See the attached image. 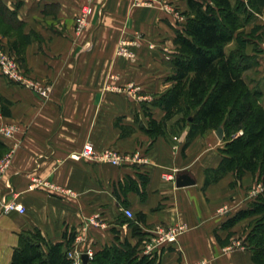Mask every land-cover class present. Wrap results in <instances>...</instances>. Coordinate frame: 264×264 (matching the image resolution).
<instances>
[{
  "label": "crops",
  "instance_id": "1",
  "mask_svg": "<svg viewBox=\"0 0 264 264\" xmlns=\"http://www.w3.org/2000/svg\"><path fill=\"white\" fill-rule=\"evenodd\" d=\"M85 2L0 0V44L51 88L44 98L0 71L2 158L12 153L0 210L3 201L25 210L0 211V264L16 254L24 264H50L44 260L56 246L68 262L69 252L81 259L90 252L87 264L129 249L142 264H257L249 237L262 216L237 219L260 193L257 178L247 172L237 180L231 171L208 183L225 156V134L189 140V126L178 131L179 117L167 119L158 103L167 92L159 82L175 71L165 52L177 46L189 0H92L96 12L78 32ZM122 41L131 57L117 55ZM252 51L244 78L255 75L264 108V53ZM8 126L19 129L13 139L3 134ZM87 143L97 153L115 151L120 165L73 159ZM182 174L195 185L178 188ZM170 228L182 229L178 241L158 246Z\"/></svg>",
  "mask_w": 264,
  "mask_h": 264
},
{
  "label": "trees",
  "instance_id": "2",
  "mask_svg": "<svg viewBox=\"0 0 264 264\" xmlns=\"http://www.w3.org/2000/svg\"><path fill=\"white\" fill-rule=\"evenodd\" d=\"M189 6L191 12L186 23L176 32L175 42L179 49L173 60L174 86L158 103L163 105L167 119L179 117L175 121L178 131L189 126V140L223 127L227 142L225 156L217 170L208 171V183L233 171L237 180L251 172L264 185L262 94L252 90L244 78L255 60L244 54L249 42L238 33L251 19L264 16V0H236L235 3L231 0H189ZM260 30V25L253 28L254 33ZM234 41L237 48L228 53L226 47ZM239 133L242 134L239 136ZM6 152L0 141V158ZM246 215L262 216L256 220L249 241L256 251L254 260L264 264V191L255 198L251 210L241 213L237 219ZM49 252L45 262L48 259L50 264H70L61 258L57 246ZM135 256V250L129 249L126 256L120 253L110 258L98 256L90 264H142L144 260L138 262ZM17 257L16 254L12 264L26 262Z\"/></svg>",
  "mask_w": 264,
  "mask_h": 264
},
{
  "label": "built area",
  "instance_id": "3",
  "mask_svg": "<svg viewBox=\"0 0 264 264\" xmlns=\"http://www.w3.org/2000/svg\"><path fill=\"white\" fill-rule=\"evenodd\" d=\"M92 0H86L81 8L80 15L77 19V31L81 32L88 24V20L91 15L94 14V8L91 3ZM128 43L122 41L117 49V55L122 57H131V53L127 49ZM0 71L7 78L8 81L15 83L16 85L22 86L28 90H32L40 96L46 98L49 96L51 90L50 87L44 86L34 79L30 78L22 69L20 62L0 44ZM3 134L8 138H15L16 134L19 133V129L16 126H8L2 129ZM75 160H92L98 159L114 166H119L122 158L113 150H105L101 153H97L91 143H87L81 152L76 153L72 156ZM12 159V153L0 160V181L3 179L6 169L8 168ZM71 193V192H70ZM1 212L10 213L17 211L24 213V208L20 204L14 202L3 201L1 206ZM128 218H133L134 214L131 210L126 209L124 211ZM182 232L181 228H170L167 231L158 234L156 244L158 246L173 245L178 241V236ZM88 260L92 258V254L88 252L86 254ZM70 264H84L80 254L76 252H69L67 255Z\"/></svg>",
  "mask_w": 264,
  "mask_h": 264
},
{
  "label": "rangeland",
  "instance_id": "4",
  "mask_svg": "<svg viewBox=\"0 0 264 264\" xmlns=\"http://www.w3.org/2000/svg\"><path fill=\"white\" fill-rule=\"evenodd\" d=\"M93 8H94V13H95L96 12V9H95V7H93ZM258 23H262V25H260L261 26V30L258 33H254L253 32V28L256 25H258ZM76 29H77V27H76ZM179 30H181V28ZM177 31L178 30H176V32ZM238 33L241 34L242 37L247 42H249V43H247V48H246V50L244 52L245 55L250 54V53L247 52L248 47L251 48L253 51H255L258 54L264 53V16L263 17L260 16V17H258L257 19H254V20L251 19L250 23L246 27H244L243 29H241V31H239ZM128 46H129V44H128ZM226 48H227L226 49L227 52L229 53L232 50H236L237 44L234 41L233 44L232 43H229ZM127 49H128V52H130L131 55H133V52L131 51L130 47H127ZM178 49L179 48L176 46V48H174V49H169L168 52H165V54L167 56H169L171 60L172 59L174 60V57L173 56H175V54L177 53ZM253 51H252V53H254ZM171 52H175V53L174 54H171ZM253 57H254V55H253ZM252 60H255V57ZM247 74L248 75H247V79L246 80L248 81L249 84H251V85L248 84L249 87L252 90H259L257 87L255 88L253 86V83H252L253 82L252 81V78H255L254 77L255 75L252 74V73H247ZM172 78H173V76H169L164 81H160L159 82V87H158L159 89L158 90H171L172 87L174 86V81H173ZM259 183H260V187H259L260 193L259 194H261V192L264 190V185L261 182H259Z\"/></svg>",
  "mask_w": 264,
  "mask_h": 264
},
{
  "label": "water",
  "instance_id": "5",
  "mask_svg": "<svg viewBox=\"0 0 264 264\" xmlns=\"http://www.w3.org/2000/svg\"><path fill=\"white\" fill-rule=\"evenodd\" d=\"M216 134L220 139H222L223 135H224L223 129L219 128L216 131ZM195 183H196L195 180L189 174H182L176 180V185L178 188L192 186V185H195ZM82 261L84 262V264H87L88 263V257L86 255H84L82 257Z\"/></svg>",
  "mask_w": 264,
  "mask_h": 264
}]
</instances>
